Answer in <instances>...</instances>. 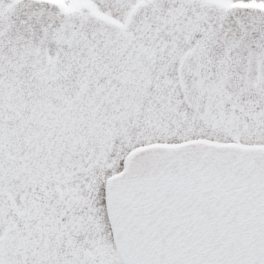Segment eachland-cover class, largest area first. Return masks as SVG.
<instances>
[{
  "label": "snow or ice",
  "instance_id": "snow-or-ice-1",
  "mask_svg": "<svg viewBox=\"0 0 264 264\" xmlns=\"http://www.w3.org/2000/svg\"><path fill=\"white\" fill-rule=\"evenodd\" d=\"M0 264H264V0H0Z\"/></svg>",
  "mask_w": 264,
  "mask_h": 264
}]
</instances>
